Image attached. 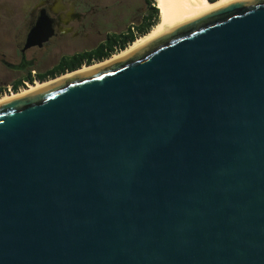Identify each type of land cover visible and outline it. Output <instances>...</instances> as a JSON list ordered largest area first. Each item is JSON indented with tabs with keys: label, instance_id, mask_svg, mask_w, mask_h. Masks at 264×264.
Returning <instances> with one entry per match:
<instances>
[{
	"label": "water",
	"instance_id": "obj_1",
	"mask_svg": "<svg viewBox=\"0 0 264 264\" xmlns=\"http://www.w3.org/2000/svg\"><path fill=\"white\" fill-rule=\"evenodd\" d=\"M0 264H264V0L0 104Z\"/></svg>",
	"mask_w": 264,
	"mask_h": 264
},
{
	"label": "flooded vegetation",
	"instance_id": "obj_2",
	"mask_svg": "<svg viewBox=\"0 0 264 264\" xmlns=\"http://www.w3.org/2000/svg\"><path fill=\"white\" fill-rule=\"evenodd\" d=\"M147 1L124 19L102 12L93 0H28L19 13L0 19V93L109 58L146 23Z\"/></svg>",
	"mask_w": 264,
	"mask_h": 264
},
{
	"label": "bare ground",
	"instance_id": "obj_3",
	"mask_svg": "<svg viewBox=\"0 0 264 264\" xmlns=\"http://www.w3.org/2000/svg\"><path fill=\"white\" fill-rule=\"evenodd\" d=\"M237 1L248 0H214L213 2L209 0H154L155 7L158 10V21L145 34L136 37L135 40L129 43L124 49L114 53L112 56L103 61L93 63L89 66H83L81 69L62 77H57L43 82H36L26 88L20 89L19 91L12 92L11 94L1 95L0 104L19 98L44 86L56 83L67 76L119 61L136 51L142 45L169 31L170 29L197 19L214 9Z\"/></svg>",
	"mask_w": 264,
	"mask_h": 264
},
{
	"label": "rangeland",
	"instance_id": "obj_4",
	"mask_svg": "<svg viewBox=\"0 0 264 264\" xmlns=\"http://www.w3.org/2000/svg\"><path fill=\"white\" fill-rule=\"evenodd\" d=\"M28 0H0V19H8L13 12L19 13L21 7ZM102 12L109 13L110 16L120 14L124 19L126 17L135 16L137 12H141L146 6L145 0H93ZM125 26V25H124ZM135 31V30H134ZM138 37L140 34L135 33Z\"/></svg>",
	"mask_w": 264,
	"mask_h": 264
},
{
	"label": "trees",
	"instance_id": "obj_5",
	"mask_svg": "<svg viewBox=\"0 0 264 264\" xmlns=\"http://www.w3.org/2000/svg\"><path fill=\"white\" fill-rule=\"evenodd\" d=\"M147 21L144 25L137 27V34H145L158 21V10L155 7L154 0H148ZM135 40V35H131L128 40H124L118 49H124L129 43Z\"/></svg>",
	"mask_w": 264,
	"mask_h": 264
},
{
	"label": "built area",
	"instance_id": "obj_6",
	"mask_svg": "<svg viewBox=\"0 0 264 264\" xmlns=\"http://www.w3.org/2000/svg\"><path fill=\"white\" fill-rule=\"evenodd\" d=\"M135 38H136V36H135ZM118 51H120V49H115L114 51H113V53H112V55L114 54V53H117ZM111 55V56H112ZM34 83H36V81H34L32 84H34ZM25 84V86L23 87V88H26V87H28L29 85H31V83H28V82H25L24 83ZM23 88H21V89H23ZM20 90V89H19ZM18 90V91H19ZM12 93V91H7V92H2V93H0V96L1 95H5V94H11Z\"/></svg>",
	"mask_w": 264,
	"mask_h": 264
}]
</instances>
